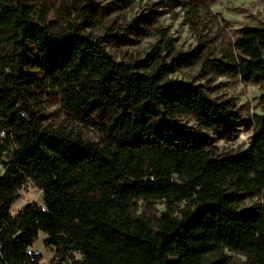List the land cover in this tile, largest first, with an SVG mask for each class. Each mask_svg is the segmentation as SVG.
Instances as JSON below:
<instances>
[{
    "label": "trees",
    "instance_id": "16d2710c",
    "mask_svg": "<svg viewBox=\"0 0 264 264\" xmlns=\"http://www.w3.org/2000/svg\"><path fill=\"white\" fill-rule=\"evenodd\" d=\"M39 16L23 0H0V264H40L27 252L39 233L56 250L51 264H232L228 252L264 264V105L249 148L220 157L180 119L213 130L237 114L172 83L182 58L169 47V63L158 45L121 63L78 24L51 31ZM233 48L203 68L264 83V28L240 29ZM46 91L58 93L70 125L105 119L101 140L44 127L34 107ZM26 181L43 207L12 215ZM139 201L164 211L137 214Z\"/></svg>",
    "mask_w": 264,
    "mask_h": 264
},
{
    "label": "rangeland",
    "instance_id": "374dc122",
    "mask_svg": "<svg viewBox=\"0 0 264 264\" xmlns=\"http://www.w3.org/2000/svg\"><path fill=\"white\" fill-rule=\"evenodd\" d=\"M51 31L65 22L80 26L115 61L134 63L143 60L153 45H158L165 62L171 53L182 58L178 70L168 77L176 84L197 87L217 103H223L237 114L230 127L206 130L192 117L180 122L204 139L207 148L220 157H236L250 146L256 133L257 118L263 117L264 83L252 85L239 77L216 76L203 68L205 58L223 61L237 55L233 44L242 28H264V0H23ZM82 9L81 11H76ZM39 16V17H40ZM165 47H169V53ZM198 56L197 64H188ZM44 127L78 134L83 139L99 142L105 119H96L93 127L70 125L56 91L38 93L34 107ZM258 199H247L243 207L253 210ZM43 207L42 192L29 181L17 193L11 214L26 205ZM137 214L157 218L164 211L160 202L136 204ZM29 254L41 257L40 264H51L55 248L47 246V238L39 233ZM232 264H244L245 257L228 252Z\"/></svg>",
    "mask_w": 264,
    "mask_h": 264
}]
</instances>
